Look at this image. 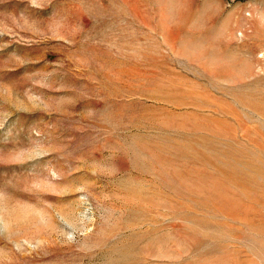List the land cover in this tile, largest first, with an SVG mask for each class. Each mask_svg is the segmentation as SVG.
<instances>
[{"label":"rangeland","instance_id":"1","mask_svg":"<svg viewBox=\"0 0 264 264\" xmlns=\"http://www.w3.org/2000/svg\"><path fill=\"white\" fill-rule=\"evenodd\" d=\"M0 264H264V0H0Z\"/></svg>","mask_w":264,"mask_h":264}]
</instances>
